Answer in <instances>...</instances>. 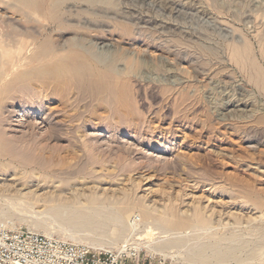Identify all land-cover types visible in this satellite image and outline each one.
Instances as JSON below:
<instances>
[{"label":"rangeland","instance_id":"374dc122","mask_svg":"<svg viewBox=\"0 0 264 264\" xmlns=\"http://www.w3.org/2000/svg\"><path fill=\"white\" fill-rule=\"evenodd\" d=\"M36 2L24 8L15 0L0 1V226L51 233L92 249H120L130 237L127 232L114 237L111 232L119 229L111 222L100 229L101 238L91 239L52 222L51 205L43 200L51 188L32 177L56 173L71 182L90 180L89 186L99 180L106 187L111 182L134 187L138 196L160 206L170 200L185 208L193 200L214 206L213 230L189 244H205L208 256L214 248L228 249L232 259L220 264H264V0ZM53 12L62 14L61 26L50 21ZM43 42L58 54L90 57L101 73L81 83L69 76L42 80L45 93L39 92L35 76L57 63L52 55L50 62L49 55L33 54ZM248 45L263 75L233 57L232 49ZM121 79L127 84L124 98L117 93ZM106 170L117 176L100 180ZM87 172H96L93 179ZM140 214L136 210L132 220ZM74 235L81 240L73 241ZM184 252L174 260L147 249L137 254L143 264H202Z\"/></svg>","mask_w":264,"mask_h":264},{"label":"bare ground","instance_id":"6f19581e","mask_svg":"<svg viewBox=\"0 0 264 264\" xmlns=\"http://www.w3.org/2000/svg\"><path fill=\"white\" fill-rule=\"evenodd\" d=\"M1 1V0H0ZM16 3L24 8H30L32 6L36 7V5L38 4L36 2V0H15ZM63 1V0H62ZM61 0H58V2H62ZM68 1V0H65ZM100 1V0H99ZM78 2V1H77ZM93 2V1H92ZM56 3V2H55ZM64 4V2L62 3ZM57 5V4H56ZM95 6V5H94ZM97 6V5H96ZM93 7V6H92ZM63 8V7H62ZM55 9V8H54ZM89 9V8H88ZM33 10V9H32ZM64 11V10H63ZM68 11V10H66ZM70 11V10H69ZM34 12V10H33ZM62 12V11H61ZM93 14L91 15H95L97 14V12H93ZM28 15V14H27ZM66 15V14H65ZM31 16V15H30ZM32 17V16H31ZM65 18V17H64ZM50 21L54 22V24H60V20H64L62 18V14H57L53 12V14H51L49 16ZM67 19V18H66ZM35 20V19H34ZM37 23V21H36ZM66 23V22H64ZM64 25V24H62ZM61 26V24H60ZM126 30V29H125ZM23 32V31H22ZM20 32V33H22ZM29 32V31H28ZM19 33V31H18ZM24 33V32H23ZM22 33V34H23ZM26 33V31H25ZM31 33V32H29ZM28 33V34H29ZM61 33V32H60ZM15 34H17L15 32ZM19 35V34H18ZM16 35V36H18ZM21 35V34H20ZM25 35V34H24ZM31 35V34H30ZM36 34H34L35 36ZM33 36V37H34ZM12 37V36H11ZM16 38V37H15ZM30 38V37H28ZM19 39V38H18ZM36 39V38H35ZM13 41V40H12ZM7 42V41H4ZM18 42V41H17ZM54 42V41H53ZM52 42V43H53ZM12 43V42H11ZM37 43V41H36ZM35 43V45H37ZM6 44V43H5ZM42 45L38 46V50L34 51L33 54H35V56H39L37 58H40L41 56H47L48 55H52L53 58H55V60H57L56 64H53V67L51 69H49L47 72L45 73H41L40 70H38L40 73H38V75H36V80L39 86V82H41L42 80H46V81H50V82H54V81H58L61 77H72L75 82L77 83H81L82 81H85L84 78L87 77L89 74L91 73H97L100 74L101 73V69L96 66L92 60H90V57H87L82 55H77L78 53H73L72 52H65V53H59L57 51L58 48L55 46H48V42H43L41 43ZM248 44V43H246ZM39 45V44H38ZM241 45V44H240ZM31 47V45H28ZM57 46V45H56ZM233 46V45H232ZM249 46V45H248ZM14 47H16L14 45ZM24 47V46H22ZM73 47V46H72ZM234 47H236V45H234ZM233 47V48H234ZM18 49V47H16ZM33 48V47H32ZM61 48V47H60ZM64 48V47H63ZM27 49H25L27 51ZM64 49H67L66 47ZM63 49V50H64ZM80 49V48H79ZM78 49V50H79ZM232 49V48H231ZM249 48H247V46L244 47H238L232 49L233 53V57L235 58V60H241L244 63H248L251 65V67H254L255 70H257V72H260L258 66L256 65V62L250 57L251 55L249 54ZM69 50V49H68ZM74 50V49H72ZM76 50V49H75ZM82 50V49H80ZM79 50V52H80ZM7 51V50H6ZM24 51V48H23ZM31 51V50H30ZM83 51V50H82ZM76 52V51H75ZM84 52V51H83ZM14 53V52H13ZM85 53V52H84ZM1 54V53H0ZM80 54V53H79ZM24 55V54H23ZM86 55H88V53H86ZM231 55V56H232ZM25 56V55H24ZM33 56V55H32ZM116 56V55H115ZM14 57V56H13ZM18 57V56H17ZM16 57V58H17ZM50 56V59L52 58ZM92 57V56H91ZM118 57V56H117ZM36 58V59H37ZM52 58V59H53ZM74 58H79L76 59L78 61H75ZM19 59V57H18ZM22 59V58H21ZM26 59V57H25ZM43 59V58H41ZM52 59L50 60V62L52 61ZM74 59V60H73ZM93 59V58H92ZM116 59V58H114ZM47 60V59H46ZM54 60V59H53ZM94 60V59H93ZM256 60V59H255ZM18 61V60H17ZM44 61V60H43ZM42 61V62H43ZM117 61V60H116ZM2 62V60H1ZM20 62V61H19ZM37 62V60L35 61ZM55 62V61H54ZM238 62V61H237ZM22 63V62H21ZM27 63V62H26ZM41 63V61H40ZM45 63V61H44ZM43 63V65L40 66H44L45 64ZM48 63V62H47ZM242 63V62H241ZM24 64V63H23ZM22 64V65H23ZM28 64V63H27ZM36 64V63H34ZM38 64V63H37ZM52 64V63H51ZM16 62L12 61V66L15 67ZM18 65V64H17ZM242 65H245L242 63ZM247 65V64H246ZM246 65H245V69H246ZM21 66V65H19ZM26 66V64L24 65ZM35 66V65H34ZM39 66V68H40ZM101 66V65H99ZM2 67V65H1ZM18 67V66H17ZM32 67V66H31ZM45 67V66H44ZM104 67V66H102ZM7 68V67H6ZM10 68V67H9ZM13 68V67H12ZM38 68V67H37ZM118 68V67H117ZM248 68V67H247ZM5 69V68H4ZM31 69V68H29ZM104 69V68H103ZM10 70V69H9ZM18 70V69H17ZM254 69L252 68V71ZM254 70V71H255ZM12 71V70H11ZM5 72V71H4ZM10 72V71H9ZM32 72V71H31ZM35 72V71H34ZM110 72V71H108ZM126 72V71H125ZM116 73V72H115ZM255 73V72H254ZM262 73V72H260ZM2 74V72H1ZM11 74V73H9ZM32 74V73H31ZM114 74V73H113ZM112 74V76L114 77V75ZM118 74V73H116ZM259 74V73H258ZM4 75V74H3ZM6 75V74H5ZM8 75V73H7ZM29 75V72H28ZM49 77H48V76ZM252 75V73H251ZM257 75V74H256ZM260 75V74H259ZM263 75V73L261 74ZM260 75V76H261ZM2 76V75H1ZM22 76V75H21ZM20 76V77H21ZM94 76V75H93ZM96 76V75H95ZM94 76V77H95ZM111 76V75H110ZM146 76V75H145ZM253 76V75H252ZM251 76V77H252ZM18 77V76H17ZM18 77V78H20ZM116 77V75H115ZM6 78V77H5ZM32 78V75H31ZM90 78V77H89ZM100 78V77H99ZM109 78V76H108ZM107 78V79H108ZM112 78V77H111ZM120 80V77H118ZM253 78H256L253 77ZM262 78V76H261ZM16 79V78H15ZM13 79V80H15ZM22 79V78H21ZM26 79V78H25ZM72 79V81H74ZM93 79V78H92ZM95 79V78H94ZM98 81V78H96ZM102 79V78H101ZM100 79V80H101ZM17 80V79H16ZM15 80V81H16ZM118 80V81H119ZM124 81V79H121ZM126 80V79H125ZM256 80V79H255ZM4 81V80H3ZM90 81V80H89ZM93 81V80H92ZM96 81V80H95ZM96 81V82H97ZM107 81V80H106ZM112 81V80H110ZM121 81L120 84L118 83V94L122 95V98L125 97V93L124 89L126 88L127 84L125 83V81L123 82ZM254 81V80H253ZM14 82V81H13ZM74 82V84H75ZM95 82V83H96ZM114 82V81H113ZM116 82V81H115ZM123 82V83H122ZM264 82V81H263ZM12 83V82H11ZM36 83V84H37ZM42 83V82H41ZM67 83V82H66ZM90 83V82H89ZM92 83V82H91ZM98 83V82H97ZM103 83V81H102ZM257 84L259 82H256ZM261 83V80H260ZM54 84V83H53ZM84 84V83H83ZM100 84V82H99ZM116 84V83H114ZM35 85V84H34ZM92 85V84H91ZM105 85V84H104ZM110 85V84H108ZM259 85V84H258ZM53 86V85H52ZM79 86V85H78ZM97 86V85H96ZM106 86V85H105ZM104 86V89H105ZM113 86V85H112ZM262 86V85H261ZM51 87V86H50ZM89 87V86H88ZM94 87V86H93ZM129 87V86H128ZM127 87V88H128ZM22 88V86H21ZM46 88V87H45ZM81 88V87H80ZM111 87H108V90ZM115 88V87H114ZM260 88V87H259ZM24 89V88H23ZM34 89H40L38 90L39 92H41L42 90H44V85L39 86V88L36 86V88ZM33 89V91H34ZM55 89V88H54ZM76 89V88H75ZM84 89L86 90V88L84 87ZM94 89V88H93ZM99 89V86H98ZM103 89V90H104ZM107 89V87H106ZM48 90V89H46ZM63 90V88H62ZM65 90V88H64ZM84 90V92H85ZM90 90V89H89ZM129 90V89H128ZM26 90H24L25 92ZM38 91L35 93L37 94ZM43 91L41 93H43ZM53 91V90H52ZM88 91V90H87ZM107 91V90H106ZM105 91V92H106ZM79 92V91H78ZM100 92V91H99ZM99 92H97V94H99ZM109 92V91H108ZM129 92V91H128ZM23 93V92H21ZM40 93V94H41ZM45 93V92H44ZM43 93V94H44ZM49 93V92H48ZM63 93V92H62ZM89 93V91H88ZM94 93V92H93ZM104 93V92H103ZM113 93V91L109 92L108 94ZM26 94V93H25ZM57 94V92L54 93V95ZM86 94V93H85ZM96 94V95H97ZM114 94V93H113ZM28 95V94H27ZM58 95V94H57ZM94 95V94H93ZM95 95V96H96ZM106 95V94H105ZM104 95V96H105ZM116 95V94H115ZM114 95V96H115ZM36 96V95H34ZM43 98V95H41ZM52 96V94H51ZM108 96V95H107ZM110 96V95H109ZM31 98V94L29 96ZM37 97V96H36ZM35 97V98H36ZM56 97V96H54ZM85 97V96H84ZM100 98H102V95L99 96ZM98 97V98H99ZM111 97V96H110ZM117 97V95H116ZM116 97L115 98L116 100ZM129 96H127L128 98ZM33 98V97H32ZM93 98V97H92ZM97 98V97H96ZM99 98V99H100ZM106 98V96H105ZM112 98V97H111ZM110 98V100H111ZM120 98V97H119ZM121 98L122 101H128V100H123ZM37 99V98H36ZM83 99V98H80ZM103 99V98H102ZM109 99V98H108ZM118 99V97H117ZM129 99V98H128ZM30 100V99H29ZM32 100V99H31ZM30 100V101H31ZM65 100V99H63ZM62 100V101H63ZM67 100V99H66ZM65 100V101H66ZM95 100V99H94ZM114 100V101H115ZM121 100H119V103H121ZM34 101V100H32ZM57 101H60L57 100ZM64 101V102H65ZM98 101V100H97ZM100 101V100H99ZM98 101V103L102 102L103 100H101L100 102ZM105 101V99H104ZM117 101V100H116ZM240 101V100H239ZM74 102V101H73ZM72 102V104H73ZM111 102V101H110ZM70 103V102H68ZM67 103V104H68ZM97 103V104H98ZM112 103V102H111ZM118 103V102H117ZM125 103V102H124ZM62 104V103H61ZM71 104V103H70ZM69 104V106H70ZM71 104V105H72ZM114 104V103H113ZM120 105V104H119ZM235 105V104H234ZM246 105V104H245ZM67 106V105H66ZM116 106V105H115ZM64 109V108H62ZM51 110V109H49ZM78 115V114H77ZM76 115V116H77ZM261 120L264 121V117L261 118ZM46 163V162H45ZM47 165V163H46ZM54 166V165H52ZM51 166V167H52ZM58 166V165H57ZM49 167V166H48ZM60 167H62V164L60 165ZM64 167V166H63ZM53 168V167H52ZM59 169V168H58ZM57 169V170H58ZM64 169V168H63ZM62 169V172H63ZM56 170V171H57ZM47 171V170H46ZM53 171V169L51 170ZM60 171V170H58ZM55 172V170L53 171ZM99 172V171H96ZM88 173L89 176H91V178L93 177V175L96 173ZM102 172V171H101ZM61 173V171H60ZM54 175H50L47 172V175H44V177H39V176H33L32 178L36 179V180H40V181H44L45 183L43 185L47 186L48 188H51V191H47L50 193L45 194L46 196H42L45 197L43 198V200L46 199V201H44L45 203L49 202L51 205V209L49 210V208L47 210H49L48 213H50V219L52 220V222L58 223L62 228H64L65 230H74L77 232L74 233H78L79 231L82 232H86L88 233V236H90V238L88 237V239H91V235L93 234H99L101 236H99L100 238L103 236V234L101 233L100 229H103L102 226L104 224H106L108 222H111L114 227H118L119 230H113V233L111 232V234L114 235V237L119 236L121 233H125L127 232L130 238L124 241V245L121 246V248L123 249H129L134 250L133 252H139L142 249H147L149 252L154 253V254H160L161 256H163L164 258H168V259H178L181 257V255H183V252L186 253V256H188L187 254L192 255L193 258L196 259H200V262L202 264H209L212 262H215L217 264L222 263V261L228 259L230 257V259H232L231 257V253L230 251H225V253L222 252H218L216 250V248H214V254L212 256H208L207 253L209 252V247H207L205 244H197L195 243L193 244H189V242H193L194 240H197V242L199 241L198 239L200 238V234L201 232H204L207 234H209V229H212L211 227V216L214 214L213 211V207L214 206H208V205H203L202 203H200V201H191L192 203L187 205V208L179 206V203H177V201L175 202V200H170L164 204H162L161 206L159 204L153 203V201L150 200V202H148L145 198H142L140 196H138L137 190L133 188H130L128 186H124V187H115L114 184L109 183V186L107 185L104 186V184L99 181V180H92V183H95V186H91L94 184H90L89 186V182H83L82 178V182H71L68 179L66 180L64 177L61 178V174L60 175H55L56 173H52ZM86 174V173H85ZM102 174V173H101ZM33 175V173H31V176ZM41 175V174H40ZM80 175V174H79ZM87 175V174H86ZM85 175V176H86ZM87 175V176H88ZM125 175V174H124ZM29 176V177H31ZM63 176V174H62ZM83 176V175H82ZM103 177H100V180L103 181H107L109 179H113L114 177L117 176V174L113 171V170H106L105 172H103V174L101 175ZM122 176V175H121ZM97 176V178H99ZM124 177V176H123ZM90 178V177H89ZM95 178V177H94ZM96 178V179H97ZM103 178V179H101ZM130 177H126L125 179L129 180ZM93 179V178H92ZM111 179V180H112ZM31 180V179H30ZM98 181V182H97ZM115 182V180L113 181ZM41 186V185H40ZM136 186V185H134ZM115 187V188H114ZM39 188V185H38ZM37 188V190H38ZM138 188V187H137ZM42 189V188H41ZM40 190V189H39ZM35 192V191H34ZM32 193V195L34 196L35 193ZM46 193V192H44ZM143 196V195H142ZM146 196V195H145ZM144 196V197H145ZM152 202V203H151ZM45 205V204H44ZM47 205V204H46ZM136 210H140L141 212V216L138 215L136 220H132L133 216H135V211ZM139 212V211H138ZM212 212V213H210ZM220 212V211H219ZM222 213V212H220ZM0 214H4L2 211H0ZM44 214V213H43ZM219 216H221V214H219ZM1 217V215H0ZM40 218V217H39ZM42 218V216H41ZM40 218V219H41ZM45 218V217H44ZM222 218V217H221ZM255 218V217H254ZM221 220V219H220ZM43 221V219H42ZM239 221V220H238ZM220 221H218L219 224ZM3 223V222H2ZM41 223V222H40ZM54 223V224H55ZM221 222L220 224L222 225ZM239 223V222H238ZM228 224V223H227ZM232 224V223H231ZM236 224V223H235ZM234 224V226H235ZM42 225V224H41ZM216 225V224H215ZM224 225V224H223ZM107 226V224H106ZM214 226V225H213ZM225 226V225H224ZM227 226V225H226ZM233 226V225H232ZM228 227V226H227ZM226 228V227H225ZM105 229V228H104ZM220 229H222V227H220ZM213 230V229H212ZM211 230V231H212ZM215 231L216 228H214ZM224 230V229H223ZM226 230V229H225ZM100 231V232H99ZM72 232V231H71ZM79 232V233H80ZM105 232V231H104ZM103 232V233H104ZM107 232V231H106ZM214 232V231H213ZM227 232V231H226ZM225 232V233H226ZM73 233V234H74ZM148 233H152L155 238L153 239H148L145 238V236ZM224 233V232H222ZM126 234V233H125ZM240 234V233H239ZM48 235H51V233H49ZM87 235V234H86ZM107 235V234H106ZM221 235V234H220ZM223 235V234H222ZM234 235V234H233ZM108 236V235H107ZM85 235H84V239H85ZM214 237V236H213ZM216 237V236H215ZM229 237V235H228ZM73 241H78L81 240V238H77V236H71ZM87 238V237H86ZM96 238V237H95ZM109 237H107L108 239ZM225 238V237H224ZM237 238V237H235ZM104 239V237H103ZM126 239V238H125ZM215 239V238H214ZM86 240V239H85ZM212 240V238H211ZM220 240V239H219ZM218 240V241H219ZM223 240V239H222ZM225 240V239H224ZM92 241L94 243H97L98 245H111V244H116V242L114 240H112L110 243H103L101 240H96V239H92ZM105 241V239L103 240ZM206 241V240H205ZM226 241V240H225ZM229 241V240H228ZM250 242V240H248ZM207 242V241H206ZM209 242V241H208ZM91 243V242H90ZM204 243V242H202ZM243 243V242H242ZM220 244V243H219ZM223 244V243H221ZM220 244V246H221ZM228 244V243H227ZM234 244V243H233ZM245 244V243H244ZM96 245V244H93ZM106 245V246H107ZM231 245V244H230ZM229 245V246H230ZM241 245V244H240ZM239 246V245H238ZM237 246V247H238ZM247 246V244L245 245ZM215 247V245H214ZM219 247V245L217 246ZM223 247V246H222ZM231 247V246H230ZM224 248H226V246H224ZM233 248V247H232ZM236 248V246H235ZM211 249V248H210ZM213 249V248H212ZM218 249V248H217ZM220 249V248H219ZM218 249V250H219ZM238 249V248H236ZM241 249V248H240ZM225 250V249H224ZM213 251V250H211ZM237 251V250H236ZM236 253V252H235ZM233 253V254H235ZM241 255V254H240ZM189 257V256H188ZM191 258V257H190ZM238 258V257H237Z\"/></svg>","mask_w":264,"mask_h":264},{"label":"built area","instance_id":"2783aa9c","mask_svg":"<svg viewBox=\"0 0 264 264\" xmlns=\"http://www.w3.org/2000/svg\"><path fill=\"white\" fill-rule=\"evenodd\" d=\"M139 255L129 249H92L28 229L0 226V264H143Z\"/></svg>","mask_w":264,"mask_h":264}]
</instances>
